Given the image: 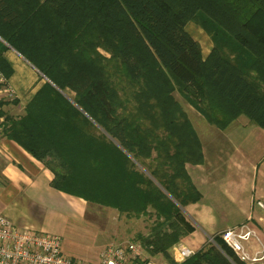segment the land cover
I'll return each mask as SVG.
<instances>
[{
	"label": "trees",
	"instance_id": "16d2710c",
	"mask_svg": "<svg viewBox=\"0 0 264 264\" xmlns=\"http://www.w3.org/2000/svg\"><path fill=\"white\" fill-rule=\"evenodd\" d=\"M197 17L210 34L224 36L205 58L185 30ZM225 38L234 62L219 46ZM8 47L47 81L18 118L6 115L9 103L0 102L4 137L53 174L57 191L128 218L152 207L156 223L144 245L166 258L194 231L180 209L200 194L184 165L202 163L197 135L171 93L179 90L218 130L244 116L264 131V0H0V73L6 80L12 73L3 58ZM99 48L139 88L136 129L118 111ZM66 89L74 93L72 101L63 95ZM158 124L168 132L165 138L155 137ZM153 149L158 165L146 168L148 176L135 172L133 161L150 158ZM46 157L65 173L43 163ZM212 240L181 264H244L219 235Z\"/></svg>",
	"mask_w": 264,
	"mask_h": 264
},
{
	"label": "crops",
	"instance_id": "0c3cea01",
	"mask_svg": "<svg viewBox=\"0 0 264 264\" xmlns=\"http://www.w3.org/2000/svg\"><path fill=\"white\" fill-rule=\"evenodd\" d=\"M210 48L202 58L208 55ZM3 58L12 70L7 82L14 91L16 103L5 106L4 112L18 118L46 79L10 48ZM197 122L208 131V137L203 133L200 137L202 163L185 166L200 194L199 202L183 208L185 216L195 225L194 231L185 238L186 246L197 250L206 238L246 224L254 231L256 239H250L245 247L251 254L264 249V212L256 204L264 205V156H255V148L241 152L242 146L233 138L236 136L242 142L247 138L256 143L264 142V131L244 116H239L223 131L204 120ZM2 127L0 125V214L17 227L60 237L70 221L84 218L86 202L53 189L50 184L53 174L7 140ZM258 264H264V259Z\"/></svg>",
	"mask_w": 264,
	"mask_h": 264
},
{
	"label": "rangeland",
	"instance_id": "374dc122",
	"mask_svg": "<svg viewBox=\"0 0 264 264\" xmlns=\"http://www.w3.org/2000/svg\"><path fill=\"white\" fill-rule=\"evenodd\" d=\"M199 20H200V23H197V21ZM204 20L202 17H197V21H188L185 25L186 31L190 33V35L197 40V43L199 44L200 50L202 52V57L205 56V52L209 50L210 46H211L210 48L211 50L212 47L215 45V43L217 44V41H218L217 38L222 39L224 37L221 31L218 32L215 36H213V34H210L208 31L202 28L201 22L204 23L205 25H208L207 22ZM209 25H211L210 26L211 30L219 31V29L214 23L209 22ZM228 41H230L229 38H225V40L219 43V46L221 47L222 50H224L223 52H224L225 57H227L230 62L232 61L234 62L235 55H232V53L229 50L227 51L226 49L229 44ZM96 53H98L101 60H104V63L106 66V74L109 77V80H111V84L115 88L114 91L118 99L120 100L118 111H120L122 115H125L129 118L128 121H129V125L131 126V128L137 127V124H139L140 122L137 119L139 115L138 113L139 110L137 109V105L135 104L136 102L134 98H135V95H137V93L139 92L138 86L135 83L130 82L124 76V74L121 72V68L118 67L119 62L110 56L109 51H107L105 48L103 49L99 48ZM246 60L247 62H249L248 58H245L244 61ZM244 64H247V63H244ZM244 64L242 66L243 68H245ZM247 73L253 74V72L251 71H248ZM63 95L70 101H72L74 98V93L70 91L69 89H66L63 92ZM171 97L173 101L177 104L180 112L184 114V116L189 121L193 131L197 135V138L201 146V140H200L201 134L203 133L202 134L203 136L205 135V137L206 136L208 137L207 135L208 131L198 126L197 121L198 120L205 121V119H203V117L194 109V107L190 104L189 100L185 96H183L179 90H174L171 93ZM8 103L9 105H12L11 102H8ZM14 105L15 104H13V106ZM4 107L2 109L3 111H4ZM1 123H2V118H0V124ZM157 127L159 129L154 130L155 137L162 139L168 136V132H166V130H163V128H161V125L158 124ZM96 134L99 135V132H96ZM233 138L237 139L238 144L242 146V148H240L241 152L243 150L245 151L246 149L252 151L253 148H255L254 149L255 156H259V157L264 156V142L263 141L256 143L252 139L247 138V140H243L245 142H242V140L236 136H233ZM105 140H108V139L105 138ZM261 144L263 145V147L261 146ZM167 150L169 151V153L173 152V149L170 147H168ZM101 152L107 158H109L110 156L109 153H106L105 151H101ZM155 157H156V151L153 149L151 151L150 158L148 159L141 158L140 161L138 160L141 164L138 161L137 162L133 161L135 172H138L142 174L143 176H148V171L146 170V168L147 167L153 168L158 165V163L155 161ZM43 163L48 164L50 168H53V170H55L58 174L65 173V171L58 166L57 160H54L50 157H46ZM186 165H191V164L186 163L184 165L185 171H186V168H185ZM190 182L193 185L191 179H190ZM82 187L84 186H80V188ZM84 188H86V186ZM92 194H97V196H101V192L99 191H93ZM92 196L93 195H90L89 198H92ZM100 198L102 197L95 198L94 200H97ZM86 204H87L86 205L87 211L84 215V218H82L81 221L78 219L74 221H70L64 227V231L60 234V238L62 241V252L67 254V256L69 255V256L74 257V259L82 260L85 263H88V262L94 263V262H97L99 253L105 247L109 245H118V244H126L129 242H135V243H139L142 246V248L144 249V255L149 260L154 262L155 264H170V260L174 264L173 259L175 255V248L179 244L186 246L185 238L187 236L181 237L178 243L173 245L167 251V255L169 256V258H166L161 253H152L151 247L144 245L145 239L152 238L151 229L154 227L156 223V216H155V212L152 209V207H148L146 209V212L144 214L141 213L138 216V218L133 217V216L128 218L126 217L124 213L119 214L115 209H112L110 207L99 206V205H96V203H92V202L91 203L86 202ZM183 210H184L183 208L180 209L181 215L183 216L187 224L194 229V226H195L194 221L186 217ZM210 239H212V237L206 238L203 246L207 242L213 243V240L211 241ZM190 249H192L194 253L197 250H199V249L196 250L195 248H190Z\"/></svg>",
	"mask_w": 264,
	"mask_h": 264
},
{
	"label": "built area",
	"instance_id": "2783aa9c",
	"mask_svg": "<svg viewBox=\"0 0 264 264\" xmlns=\"http://www.w3.org/2000/svg\"><path fill=\"white\" fill-rule=\"evenodd\" d=\"M15 94L0 73V102H12ZM257 206L264 211L262 203ZM223 243L244 264H258L264 259V249L248 252L245 244L256 239L254 231L240 224L219 234ZM194 254L192 249L177 245L174 264H181ZM0 264H87L62 252V241L57 235L34 231L13 225L0 214ZM96 264H155L144 255L139 243L109 245L105 247Z\"/></svg>",
	"mask_w": 264,
	"mask_h": 264
},
{
	"label": "water",
	"instance_id": "95a60500",
	"mask_svg": "<svg viewBox=\"0 0 264 264\" xmlns=\"http://www.w3.org/2000/svg\"><path fill=\"white\" fill-rule=\"evenodd\" d=\"M9 48V47H8ZM212 241V239H210Z\"/></svg>",
	"mask_w": 264,
	"mask_h": 264
}]
</instances>
